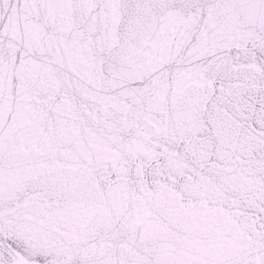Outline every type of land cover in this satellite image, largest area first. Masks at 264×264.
Returning <instances> with one entry per match:
<instances>
[{"label":"snow or ice","instance_id":"snow-or-ice-1","mask_svg":"<svg viewBox=\"0 0 264 264\" xmlns=\"http://www.w3.org/2000/svg\"><path fill=\"white\" fill-rule=\"evenodd\" d=\"M0 264H264V0H0Z\"/></svg>","mask_w":264,"mask_h":264}]
</instances>
